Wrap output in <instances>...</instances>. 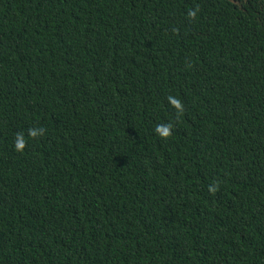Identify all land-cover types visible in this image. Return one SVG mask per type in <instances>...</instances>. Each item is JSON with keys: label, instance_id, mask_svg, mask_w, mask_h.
<instances>
[{"label": "trees", "instance_id": "trees-1", "mask_svg": "<svg viewBox=\"0 0 264 264\" xmlns=\"http://www.w3.org/2000/svg\"><path fill=\"white\" fill-rule=\"evenodd\" d=\"M0 264H264V0H0Z\"/></svg>", "mask_w": 264, "mask_h": 264}]
</instances>
